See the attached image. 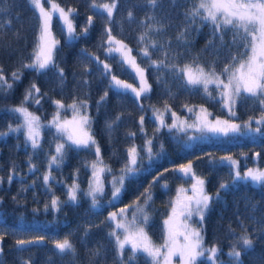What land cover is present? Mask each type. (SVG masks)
Wrapping results in <instances>:
<instances>
[{
	"label": "trees",
	"instance_id": "trees-1",
	"mask_svg": "<svg viewBox=\"0 0 264 264\" xmlns=\"http://www.w3.org/2000/svg\"><path fill=\"white\" fill-rule=\"evenodd\" d=\"M60 6L75 9L72 19L76 26V32L80 33L85 26L88 16L93 17V23L86 35H79L75 39L66 37L65 30L57 16H53L52 33L60 43L57 46L56 62L64 69L65 79L63 85H59L56 70L49 69L37 73L31 69H24L20 82L7 94L0 93V132H7L8 125L13 126L18 122V113L10 112L8 109L19 106L26 86L35 81L41 89L37 98L40 103L36 104L29 100L24 104L29 112L40 117V147L33 149L31 144L26 142L24 134L20 131L9 132L6 136H0V231H6L8 235L3 241V253L0 254V264H21L22 259L31 257L33 264H70L72 257L67 254H58L54 248L53 241L69 236L74 243L78 256L75 264H89L88 250L102 246L104 254L97 258L94 264H115V241L109 235L112 230V222L106 220L108 211L113 208L114 201L111 200L112 175H119L126 150L132 145L142 148L145 140L152 138L153 151L158 152L152 162L144 160L143 169L137 173L135 178L125 181V190L119 203L130 204L141 192L151 184V201L145 206L150 216L146 228L151 239L158 242L162 239V217L168 210L170 199L174 188L178 183L179 174L169 171L157 182L153 183V177L157 176L165 168L173 169L183 162L193 161V170L206 180L205 189L209 194L216 193L222 181L231 182V169L225 162H220V157L231 155L240 163L252 162V156L259 153L257 161L264 163V133L257 132L255 135L245 133H230L228 136L212 135L204 132V140L198 144L187 145L185 140L188 132H178L175 129L170 131L166 127L160 128L154 134L158 123L152 116V108H162L167 101L171 110L177 113L184 112V104L189 106L201 105L206 107L211 115L225 116L229 113L221 104L219 90L216 85H209L212 93L210 98L204 93L202 87L185 89L182 80L175 79L170 73H163V80L167 88L173 93L169 96L165 91V83H158L156 80L155 67H147V61H142L138 55L137 36L144 31L145 24L153 23L145 20L146 14L156 15L164 20V31L156 34L150 33L151 39L160 44L170 42L174 52L181 53L179 63H188L193 57L197 62L207 69L215 60L216 70L219 72L224 64L229 63V52L236 55L247 53L248 49L243 47V41L237 45L232 44L234 32L231 28L224 30L225 46L218 50L205 46L212 40L213 25L199 18L191 23L190 18L186 22V13L192 9L197 0H161V6L155 10L143 6V0H119L118 8L114 12L112 23L113 35L124 39L133 49V55L137 62L145 67L149 84L152 91L139 100L128 91H123L109 86L110 77L101 74V66L94 61H89L82 54V49L99 56L101 60L112 65V71L121 79L135 82L134 73L126 70L108 56L101 47V39L104 33L106 13L91 6V0H56ZM103 2V0H101ZM140 5V6H135ZM7 7V12H0V22L11 21L0 33V65L4 73L9 76L17 69L21 61L27 62L31 57L37 43L39 33L38 12L29 4L28 0H0V8ZM131 8L134 19H127V11ZM185 27L189 29L185 40L177 43L175 37L178 30ZM106 39V37H103ZM219 45V40L214 41ZM10 45V47L8 46ZM143 45H141L142 47ZM187 49V55H184ZM152 59L161 58L160 49L152 50ZM115 55V54H113ZM244 56H238V60ZM218 58V59H217ZM87 67V73L83 74ZM81 79L87 80L85 86L80 83ZM108 91L105 100L100 101L104 91ZM87 100V111L92 118L91 132L101 148V155L104 163L109 165L112 174L104 175V193L99 197L100 206L93 208L91 199L83 195L89 187L90 167L85 166L86 162L96 159L94 151L67 147L66 158L59 167L53 165L52 176L49 186H45L43 175L48 171V156L52 150L54 141L58 140L56 130L45 121L54 114L57 106L56 100L64 103H71L73 99ZM97 101H100L97 110ZM143 105V110L140 105ZM236 116L232 119L242 123L249 117H259L261 106L258 100L251 96L242 95L237 98L235 106ZM68 113V111H64ZM120 120L112 126L108 123L117 116ZM145 117L143 131L140 130L139 117ZM264 127V125H263ZM189 131V130H188ZM135 133L134 136L128 133ZM161 144L163 149L161 150ZM141 155H144L141 152ZM210 158L215 159V165L210 163ZM29 163L36 166L34 171H29ZM15 166L17 175L9 184L7 176L10 169ZM79 174L76 175V170ZM21 177L23 179H21ZM76 181L80 189L78 202L73 204L67 201L68 187ZM35 181V184H33ZM167 183V187L163 185ZM27 188V191H22ZM58 197L61 204L59 211L49 208L44 209V204L52 197ZM13 197H16L14 200ZM143 202V198L140 203ZM39 209L38 211H33ZM130 210V209H129ZM129 214V213H128ZM204 242L205 245L217 244L222 249H229L230 244L242 231V225L247 228L253 240V246L247 250L241 249L242 264H264V186L252 182H239L231 184L227 190L220 192V199L214 200L204 219ZM92 227L86 232V228ZM99 225V227H96ZM234 230L235 235L230 231ZM37 235L45 236V240L39 245L26 246L27 250L17 251L15 240L28 238ZM224 255V253L222 252ZM220 260L223 264H232L230 257ZM130 264H149L141 253H137L134 261ZM200 264H211L210 261L201 258Z\"/></svg>",
	"mask_w": 264,
	"mask_h": 264
},
{
	"label": "snow or ice",
	"instance_id": "snow-or-ice-1",
	"mask_svg": "<svg viewBox=\"0 0 264 264\" xmlns=\"http://www.w3.org/2000/svg\"><path fill=\"white\" fill-rule=\"evenodd\" d=\"M29 4L38 11L39 16V35L37 43L33 49L31 57L27 62L21 61L17 69L13 70L9 76L4 73L3 66L0 65V93L7 94L14 87V84L21 81L24 69H31L37 73L45 72L49 69H55L58 77L59 85H63L65 79L64 69L59 67L56 62V52L59 41L55 39L52 33V21L54 13H58V18L62 21L63 28L66 29L67 35L71 39H75L79 35H86L90 26L93 23V17L88 16L86 24L81 28L80 33L76 32V26L72 19V14L75 12L73 8H67L60 6L56 0H48L50 4L49 8L44 7V0H28ZM119 0H91V6L97 10H102V13H106V21L104 27V33L101 39V47L108 56L113 59H117V62L123 67L126 66V70H130L134 73L135 78L139 80V86L135 87L132 84L121 80L113 71L110 63L101 60L99 56L94 53L88 52V50L82 49L81 52L90 62L94 61L101 66V74L110 77L109 86L119 90H130L139 100L142 96L152 91V85L149 84L146 75L145 67L141 66V63L137 62V57L132 55L133 49L125 43L124 39L118 38L117 35H113L112 23L114 19V12L118 8ZM175 3V0H173ZM140 6V5H135ZM143 6L155 10L161 6V0H143ZM7 7L0 8V12H7ZM190 18L191 23H195L199 18L201 22L208 21L213 25L212 40H209L205 46V51L209 48L218 50L219 47L225 46L224 42V30L231 28L234 32L232 44L237 45L240 41H243V47L248 49L247 53H238L236 55L229 52V63L224 64L223 68L218 72L214 66L216 61L214 60L210 66L205 69L197 62L195 57L188 63H179L181 53L174 52L170 42L160 44L151 39L150 33L155 32L159 34L164 31L165 25L163 18H159L156 15L146 14L145 20L152 21L153 23L145 24L144 21L140 23L144 26V31L140 32L137 36L138 55L142 58V61H147V67H155L157 75L156 80L158 83L166 82L163 80V73H170L175 79L182 80V87L185 89H192L202 87L205 94L208 97H212V93L209 90V85H216L220 90L219 95L221 98V104L225 107L229 113V119H220L217 117L215 120H210L211 113L207 108L200 106L199 113L195 116L193 123H188L186 120H182L177 116L175 111L171 110V105L165 101L163 103V109L157 108L154 105H149L152 108L153 115L158 121V126L154 130V134L162 127H167L170 131L175 129L178 132L187 133L189 129H193L197 132L204 133H218L223 136H228L230 133H240L242 130L260 132L259 125L264 124V0H197L194 2L193 7L186 13V22ZM127 19L129 21L134 19V13L131 8L127 11ZM11 21L0 22V33L3 29L10 25ZM189 29L185 27L183 30H178L176 34V41L179 44L185 40V37ZM103 37H106L104 39ZM218 39L219 45L214 43ZM141 45H143L141 47ZM0 46H4L0 43ZM10 47V45H8ZM160 49L161 58L157 60L152 59V50ZM115 54V55H113ZM184 55H187V49H185ZM246 55V59H240L238 67L234 66L238 60V56ZM218 59V58H217ZM87 73V67L84 68L83 74ZM227 79H222L223 76ZM80 83L87 85L88 81L81 79ZM165 91L169 96L173 93L167 85ZM41 93V89L37 86L35 81H31L24 90V96L19 106L8 109L10 112L19 113L23 118V122L15 127L12 124L8 125L7 132H0V136H6L9 132H18L21 128L25 130L26 142L31 143V147L35 150L40 147V117L29 112L24 106L26 102L32 100L34 103L39 104L40 99L37 98ZM242 95H247L258 100L261 106V115L259 118L249 117L247 121L241 123L234 122L231 118L236 116L235 106L237 98ZM108 91L105 90L100 97V101L107 98ZM100 101H97L99 110ZM54 103L59 108L68 107L73 110V116L71 120L61 121L59 119V111L53 116L50 123L56 128V131L61 134L63 142L57 143L55 147V154L51 155L48 160V171L43 175V181L45 186H49L50 179H55L52 176L51 168L53 165L59 167L63 164L66 158V146L76 149H84L94 151L96 159L92 160L90 164L86 162L85 166L91 168V178L89 187L86 191L80 189L79 184L74 180L68 187L67 201L70 203H77L79 199L78 193L83 191V195L91 199V205L93 208L100 206L99 197L103 195L104 175L105 173L112 174V168L104 163L101 155V148L96 141L94 135L91 132L92 118L87 113V100L73 99L72 104L65 106L61 100H56ZM189 112H194V107L184 104ZM143 110V105H140ZM171 113L172 123L167 124L165 120V114ZM145 117L141 115L139 117L140 130L143 131ZM120 120L118 115L113 121L109 122L107 127L112 128L117 121ZM255 120L258 125L256 128H252V121ZM130 136H134L135 133H128ZM195 137L189 136V139ZM163 145L161 144V150ZM141 152L144 155H141ZM159 153L153 151L152 138L146 139L142 148L136 145H132L126 150V157L122 167L120 168V174L112 175V199L108 201L112 204L113 201L119 200L125 190V181L135 178L136 174L143 169L144 160L147 159L152 162L155 157H158ZM259 156V153L256 154ZM220 162H228L230 169L232 170L231 182L222 181L217 189L216 193L209 194L205 189L206 180L196 175L193 170V161L189 160L187 163L180 164L173 169L165 168L162 172H159L157 176L153 177V183L157 182L169 171H175L180 173L183 177L190 178L193 183L191 184V195H188L189 189L180 187L177 190L175 200L171 201V210L168 217L163 221L165 226V239L163 244L156 246L151 241L146 228L149 224L150 216L145 210V206L149 205L151 201V184L148 188H145L130 204L125 205L118 211L110 212L106 217V220L114 223L112 231L109 233L115 240V264H130L134 261L137 253H144L151 259L152 264H172L173 257L178 256L180 264H200L201 258L210 261L211 264H223L218 259V254L221 252L220 247L217 244L205 245L204 242V219L206 213L209 211L211 204L214 200L220 199V192L227 190L231 184L239 182H252L264 186V168L249 167L243 173L240 171V163L232 156L220 157ZM210 163L215 165L217 162L215 159L210 158ZM36 166L29 163V171H34ZM76 175L79 174V169L76 170ZM17 175L15 166H13L7 176L9 184ZM21 179H23L21 177ZM0 183H3V177H0ZM35 184V181H33ZM167 187V183L163 185ZM27 188H22V191H27ZM143 198V204H140V200ZM15 200L16 197H13ZM2 202V198H0ZM58 197L53 196L49 202L44 204V209L47 211L49 208L59 211L61 204ZM134 208L131 219L128 218V210ZM34 209L33 211H38ZM193 217H198L196 221L199 227H193L189 221ZM92 226L89 225L86 228V232ZM99 227V225H96ZM242 233L236 237V239L230 244L228 256L231 258L232 264H242L241 249L247 250L253 246V240L250 234L247 232V228L242 225ZM235 235L234 230H231ZM8 235L6 231H0V254L3 253V241ZM45 240V236L37 235L28 238H18L15 240L17 251H26V246L39 245ZM54 248L58 254H67L72 257L70 264H75L78 256L77 249L69 236H65L63 239H56L53 241ZM126 246H130L131 252L127 257V261L124 259V253ZM104 254L102 246L88 250L89 264H94L95 260ZM21 264H33L31 257L22 259ZM50 264V261L48 262Z\"/></svg>",
	"mask_w": 264,
	"mask_h": 264
},
{
	"label": "rangeland",
	"instance_id": "rangeland-1",
	"mask_svg": "<svg viewBox=\"0 0 264 264\" xmlns=\"http://www.w3.org/2000/svg\"><path fill=\"white\" fill-rule=\"evenodd\" d=\"M44 7L45 8H49L50 7V4L48 3V0H44ZM63 7V6H62ZM65 9H67V8H71V7H64ZM37 11V10H36ZM38 12V11H37ZM38 15H39V13H38ZM54 15L55 16H57L58 17V13H54ZM53 15V16H54ZM59 19V18H58ZM61 22V24H62V21H60ZM64 30H65V35H66V37H68V35H67V32H66V29L64 28ZM38 35H39V33H38ZM130 47V46H129ZM132 55H133V53H132ZM243 59H246V56L243 58ZM238 64H239V61L238 62H236V64L234 65V66H236V67H238ZM121 79V78H120ZM136 79V81L135 82H132V81H129V80H125V79H121V80H124V81H126V82H128V83H130V84H132L133 86H135V87H138L139 86V80H138V78H135ZM222 79H227V77H226V75L225 76H223L222 77ZM219 90V89H218ZM220 91V90H219ZM128 92H130L132 95H134L130 90H128ZM135 96V95H134ZM219 97H220V95H219ZM220 100H221V98H220ZM65 106H67V105H70V104H72V102L71 103H64V102H62ZM57 106V105H56ZM201 105H197V106H189V107H194L195 108V111L194 112H189L186 108H184V112L183 113H177V116L180 118V119H182V120H186L188 123H193L194 121H195V116H196V114H198L199 113V107H200ZM204 107V106H203ZM57 108V110L54 112V114L53 115H51L46 121H45V123H47V124H49V125H51L55 130H56V128L50 123V121L53 119V116L54 115H56L57 114V112L59 111V119L61 120V121H64V120H71L72 119V116H73V110L71 109V108H68V107H64V108H59L58 109V107H56ZM206 108V107H205ZM225 108V107H224ZM161 110L163 109V107L162 108H160ZM68 111V113H66V112H64V111ZM225 110L227 111V109L225 108ZM173 111V110H172ZM209 111V110H208ZM228 112V111H227ZM87 113H88V111H87ZM18 115H19V120H18V122L14 125V127L16 126V125H19V124H21L22 122H23V118L20 116V114L18 113ZM89 115V114H88ZM152 116L154 117V115H153V113H152ZM217 117H219L220 119H229L228 117H225V116H219V115H211V116H209V119L210 120H215ZM155 118V117H154ZM256 118H259V117H256ZM232 119V118H231ZM156 120V119H155ZM165 120H166V123L167 124H171L172 123V117H171V113L169 112V113H166L165 114ZM234 122H236V123H239L238 121H236V120H234V119H232ZM248 120V119H247ZM247 120H245V121H247ZM156 122L158 123V121L156 120ZM244 122V121H243ZM242 122V123H243ZM241 123V124H242ZM40 125H41V122H40ZM263 125L264 124H262V125H259V127L261 128V132H263L264 133V127H263ZM258 125L256 124V122H255V120H253L252 121V128H256ZM167 128V127H166ZM40 129H41V127H40ZM40 129H39V131H40ZM21 130V132L24 134V136H25V130L23 129V128H21L20 129ZM57 132V131H56ZM58 133V132H57ZM207 134H212V135H220V134H218V133H209V132H206ZM241 133H245V134H253V135H255V136H251V137H256V135L257 134H261V133H257V132H255V131H248V130H242L241 131ZM204 133H200V132H197V131H195V130H193V129H189V131H188V138L185 140V142H186V144L187 145H191V144H193V143H196V144H198V143H200V142H203V140H204ZM189 136H193V137H195L194 139H189ZM26 138V137H25ZM58 140H56V141H54V143H53V146H52V150H51V152L49 153V156H48V160H49V158H50V156L51 155H53V154H55V147H56V144L57 143H61V142H63V138L61 137V134L60 133H58V138H57ZM29 144H31L30 142H28ZM226 156H229V155H226ZM231 156V155H230ZM233 157V156H232ZM234 158V157H233ZM234 159H236V158H234ZM237 160V159H236ZM184 163H187V162H183V163H181V164H184ZM225 163H227L228 164V162H225ZM180 164H178L177 166H175V167H178ZM174 167V168H175ZM249 167H259V168H264V163H262V164H259L258 163V161H257V157H256V153L252 156V162H249V163H246V164H244V166L243 167H241L240 168V171L243 173L247 168H249ZM177 173V172H176ZM196 173V172H195ZM91 168H90V178H91ZM196 175H198V176H200V177H202V178H204L203 176H201L200 174H198V173H196ZM90 180V179H89ZM90 182V181H89ZM193 183V181L190 179V178H187V177H183L181 174H179V180H178V183H177V185L175 186V188H174V193H173V195H172V197H171V199H170V204H169V207H168V210H167V212L165 213V215L162 217V229H163V236H162V239L160 240V241H158V242H155V241H153L152 239H151V241L153 242V244L154 245H156V246H160L161 244H163V242H164V239H165V235H166V233H165V226H164V224H163V221L168 217V215H169V213H170V210H171V201H173V200H175V198H176V195H177V190L180 188V187H183V188H186V189H189V192H188V195H191V191H190V188H191V184ZM207 191V190H206ZM207 193H209L208 191H207ZM111 194H112V185H111ZM110 194V197H111V199H112V195ZM140 204H143V202L142 203H140ZM125 205H127V204H124V203H119L117 200L116 201H114V204H113V208L111 209V210H109L107 213L109 214L110 212H114V211H118L120 208H122V207H124ZM133 211H135V209L134 208H132V209H130V210H128V218L129 219H131V216H132V212ZM147 212V211H146ZM148 213V212H147ZM198 220V217H193V219L191 220V221H189V223L193 226V227H199V224H197V221ZM113 227H114V223L112 222V229H113ZM112 231V230H111ZM149 235V234H148ZM150 237V236H149ZM151 238V237H150ZM115 241V240H114ZM207 246V245H206ZM130 252H131V249H130V246H126V249H125V253H124V259L127 261V257L130 255ZM222 252L224 253V255H226L227 257H228V252H229V249H222ZM222 252H220L219 254H218V259L219 260H222L225 256L222 254ZM146 259H148V261H149V264H152V262H151V259L150 258H148L144 253H142V252H140ZM231 259V258H230ZM172 264H180V259H179V257L178 256H175V257H173V261H172Z\"/></svg>",
	"mask_w": 264,
	"mask_h": 264
},
{
	"label": "water",
	"instance_id": "water-1",
	"mask_svg": "<svg viewBox=\"0 0 264 264\" xmlns=\"http://www.w3.org/2000/svg\"><path fill=\"white\" fill-rule=\"evenodd\" d=\"M177 174H180V173L177 172Z\"/></svg>",
	"mask_w": 264,
	"mask_h": 264
}]
</instances>
